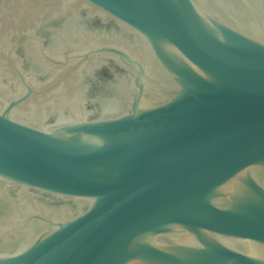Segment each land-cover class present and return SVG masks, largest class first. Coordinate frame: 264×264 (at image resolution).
Returning <instances> with one entry per match:
<instances>
[{
	"label": "water",
	"instance_id": "obj_1",
	"mask_svg": "<svg viewBox=\"0 0 264 264\" xmlns=\"http://www.w3.org/2000/svg\"><path fill=\"white\" fill-rule=\"evenodd\" d=\"M0 264H264V0H0Z\"/></svg>",
	"mask_w": 264,
	"mask_h": 264
}]
</instances>
